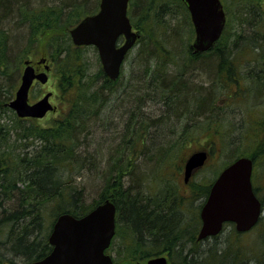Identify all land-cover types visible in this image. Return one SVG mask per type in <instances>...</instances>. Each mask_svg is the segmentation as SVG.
Segmentation results:
<instances>
[{"label":"trees","instance_id":"1","mask_svg":"<svg viewBox=\"0 0 264 264\" xmlns=\"http://www.w3.org/2000/svg\"><path fill=\"white\" fill-rule=\"evenodd\" d=\"M92 1L0 0V264H27L42 258L51 250L48 236L57 215L81 216L106 198L116 205L119 248L124 244L123 235L127 238L128 252L118 250L119 260H134L138 251L142 256L154 251L139 248L142 230L149 237L158 233L159 248L170 242L182 258L184 238L177 234L184 223L180 203L186 197L179 193L176 181L167 177L155 179L157 191L151 194L147 189V194L143 189L151 177L147 174L165 166L182 171L180 150L198 132L204 134L203 146L211 152L217 150L215 138L208 134L219 133L221 124L216 118V81L221 76L228 78L226 84L238 80L235 63L240 53L257 54L264 61V0H222L225 28L214 45L201 53L189 47L193 28L181 0H129L127 15L140 34L131 61L138 76L132 71L126 82L110 80L99 62L91 68L86 55L91 46H74L67 31L83 15L96 10L89 7ZM247 26L256 30L249 34ZM40 32L51 33L45 45L59 75L57 96L62 107L46 125L19 118L6 105L19 78V65ZM177 41L181 47L174 46ZM189 72L194 74L189 76ZM199 77L208 83L196 79ZM251 84L249 80L245 88ZM124 92L128 96L125 113L116 111L106 117L114 126V133L113 128L111 131L116 142L109 154L99 142L97 162L91 165L85 150L95 141L97 129L92 126L102 124L107 106L114 111L116 103L124 101ZM151 101L159 109L166 108V114L146 112L144 109L155 105ZM255 114L257 124L246 139L258 153L256 136L264 123V111ZM162 124H170L169 131L177 137L155 146L147 138H153ZM245 154L236 152L223 166ZM87 169L97 175V183L93 178L86 187H96L100 193L88 205L87 188L77 179ZM232 249L234 254L218 251L221 255H216L215 264H249V256Z\"/></svg>","mask_w":264,"mask_h":264},{"label":"water","instance_id":"2","mask_svg":"<svg viewBox=\"0 0 264 264\" xmlns=\"http://www.w3.org/2000/svg\"><path fill=\"white\" fill-rule=\"evenodd\" d=\"M194 28L190 47L194 52L208 49L220 36L225 23V12L220 0H182ZM128 0H100L98 10L83 16L70 30L75 44H93L97 48L102 70L108 78L116 79L127 51L138 34L132 30L127 16ZM119 35L124 41L117 44ZM20 83L14 97L7 103L18 116L42 117L52 109L50 92L34 103L28 102V90L34 78L45 82V72H34L25 60ZM47 68V66L45 67ZM207 157L205 150L192 152L184 164V180L201 166ZM252 160L241 156L225 166L212 183L201 210L202 228L198 237L216 233L224 221H233L237 230L253 226L260 214V201L255 196L251 180ZM114 204L105 200L80 217L59 214L52 225L48 241L50 252L28 264H113L104 250L114 234ZM165 257L148 260V264H163Z\"/></svg>","mask_w":264,"mask_h":264},{"label":"rangeland","instance_id":"3","mask_svg":"<svg viewBox=\"0 0 264 264\" xmlns=\"http://www.w3.org/2000/svg\"><path fill=\"white\" fill-rule=\"evenodd\" d=\"M98 0L92 1L89 5V7L95 6L97 7ZM247 30L249 34H252L256 28H249L247 26ZM246 30V31H247ZM51 33L49 32H40L37 35V40L32 43V46L28 49L26 52V58L31 59L32 61L38 60L40 57L45 56L46 63L50 64L51 66V57L49 54V49L45 45V40L47 36H50ZM264 38V37H263ZM193 39V35L191 37L190 42ZM189 42V43H190ZM140 44L136 43L134 47L129 50L127 53L123 65L121 68V73L119 74L118 79L121 81H127L129 77L132 75V71L134 72L135 76H138V70H133L131 66L132 58L134 57L135 53L137 52L138 46ZM174 46L181 47V42L177 41L174 43ZM26 49V50H27ZM243 52V51H242ZM86 55L88 59L90 60V66L91 68H94L98 64V55L97 51H94L93 47H90L86 51ZM257 59L254 60V59ZM237 63H235L238 67V72L236 71L237 81H232L229 84H226L224 82V79L229 82L228 78L226 76H223L224 78H221L216 81L217 82V102H219V107L217 109L216 118L219 120L220 127H219V133L214 134V131H210L208 134L210 137H214L216 140V143L218 145L217 150L211 152L207 147L203 146V135L199 134V132L193 136V139H191L190 143H187L184 145L180 150V156L179 159L180 165L183 166L185 158L194 150L196 149H203L201 147H205V149L208 150L209 156L204 165L200 168H198L192 175L191 179L189 180V185L185 186L183 183V169L181 171L177 170L176 167H162L159 168L156 173L153 174L149 173L147 176L149 177L147 180L150 181L149 185L147 183L144 185V190L147 194H149V191L151 194H154L157 191V180H160V178L167 177L168 179H171L172 181H176L178 191L179 193H183L185 189H191V196L195 195L199 198V202L201 201V195L204 194V191L206 192L207 187L209 186L210 182L217 176L219 170L223 166V164L231 159L230 157L234 155L236 152L244 151L246 152L245 155H248V157H252L255 159V163L253 166V184L256 186L258 193L260 194V197L264 196V123H262L261 128L257 131L256 138L260 142L259 146V152L257 153L254 150V143H251L246 139L247 135H250L253 130L252 127H255L257 122H254V118H256L257 112L264 111V61L261 62V58L259 55H253L249 53H240L237 56ZM264 59V57H263ZM256 66L260 71L257 70ZM55 65L53 64L51 68L47 71L48 74V81L45 84L35 83L30 91V100H36L40 97L41 94L45 93L46 91H51L52 95L50 97V101L54 106L56 107L54 111H49L44 117L39 119H33V121L37 124L46 125L50 117L55 116L61 112V104H60V97L58 95L57 91V85L59 82V75L54 71ZM24 68L23 61L19 65V78L17 80V84L20 80L21 72ZM253 68V71H251ZM41 69H43V65H41ZM191 74H194L193 72H189L187 75L192 76ZM198 80H203L206 83H208L209 80H207L205 77H199L196 78ZM249 80H251V86L248 88H245L246 84L249 83ZM256 81V82H255ZM255 82L256 85L253 83ZM205 83V85H206ZM16 88V87H15ZM251 88V89H250ZM15 90V89H14ZM142 95V94H140ZM144 96V95H142ZM152 97H155L156 95H151ZM128 96L126 92L123 93L122 99L124 101H121L119 103H116L115 110L113 111L109 109L107 106L106 110L104 111L103 116L105 115V119L101 120L102 124L94 123V126H92L94 129L96 128L97 131L95 133V141L92 143L89 147L86 148L85 151H87V154L89 155V164H96L97 157L99 154L97 153L98 150V144L99 142L103 146V150L106 154L111 153L109 150L112 148V144H114V140L116 138L112 137V128L114 133V126H111L108 123V120L106 117L107 114L113 115L118 112H123V109L126 106V100ZM156 100V99H154ZM149 101V100H148ZM153 104H155L152 108L144 109L146 112H148L150 115L153 116H159L160 114L164 115L166 114L167 109L158 108L159 105L155 103L154 101H151ZM110 104V103H109ZM110 106V105H109ZM119 107V109H118ZM156 108V109H155ZM155 109V110H154ZM154 110V112H152ZM166 110V111H165ZM117 112V113H118ZM125 115V114H124ZM260 114L258 113L256 121H259ZM125 116L123 117V119ZM101 119V117H100ZM111 120H115L114 117H111ZM223 126L221 127V125ZM99 125V126H98ZM169 126L172 127L170 124H165L159 126V129H155V135H153V138L149 137L151 143L156 146V144L161 143L162 141L166 140H173L177 136L176 133H171L169 131ZM99 127V128H97ZM119 127V126H118ZM106 128L108 130L104 131ZM153 131V129H152ZM152 133V132H151ZM217 135H221V137H217ZM254 136V135H252ZM248 142V143H247ZM115 145H113L114 147ZM109 151V152H108ZM253 151V152H252ZM261 152V153H260ZM260 154V155H259ZM142 163V162H141ZM155 174V175H154ZM129 176V175H128ZM172 176V177H171ZM97 175L90 170L87 169L86 171L83 170L81 178H77L79 182L83 185L88 184L91 179L94 178L97 183ZM155 179H157L155 181ZM92 190H89V187L86 189V195H85V203L86 205L91 204L95 198L98 197L99 189L98 188H91ZM149 191H146V190ZM198 198L192 201V208L194 206V202L198 201ZM184 205L180 203V209L183 210ZM188 206V204H187ZM194 209V208H193ZM241 241L238 244H235V247L238 249H241V252L246 258L249 256V259L251 260H263L264 261V209L262 212L261 218L258 220L257 224L251 228L249 231L241 233L240 235ZM233 238V237H232ZM220 244L212 245L211 242H208V249L210 250L207 255H201L198 254L194 257V260H196L198 263L196 264H215L217 260L216 255H221L220 253L225 252L226 254H230L233 250V245L229 242V238H220ZM228 241V242H227ZM232 241V240H231ZM116 242L118 244L119 240L118 237H116ZM199 244L196 243L192 244V249L195 251L199 250L198 248ZM221 248V249H220ZM175 249V248H174ZM220 249V253L216 250ZM123 250V248H120V251ZM113 253L114 249L112 250ZM123 252V251H121ZM117 254V252H116ZM130 254V253H129ZM162 254V253H161ZM181 256V255H180ZM115 257H117L115 255ZM234 257H236L234 255ZM118 258V257H117ZM178 259L177 257H174ZM119 259V258H118ZM136 261H130V260H122L121 264H135ZM142 263V262H141ZM253 264V261L250 263Z\"/></svg>","mask_w":264,"mask_h":264},{"label":"flooded vegetation","instance_id":"4","mask_svg":"<svg viewBox=\"0 0 264 264\" xmlns=\"http://www.w3.org/2000/svg\"><path fill=\"white\" fill-rule=\"evenodd\" d=\"M41 65H43V63H41V62H39V63L35 62L33 64L36 72H39L40 70H42ZM35 82L37 83L38 81L34 79L33 85ZM33 101L34 100H29V102H33ZM254 163H255V159L253 158V166H254ZM192 175H191V177H192ZM191 177L189 178V180L191 179ZM189 180L186 183H184L185 186L189 185ZM251 182L253 183V171H252V176H251ZM253 187H254V192H255L257 198L259 199V201L261 203V212H263L264 196L262 199V197H260V194L258 193V190L254 184H253ZM208 190H209V188H208ZM207 193L205 195L200 194L201 198H202L200 202H199L198 197H196L195 195L191 196L192 195L191 189H188V190L185 189V191L182 193L186 197V201L184 203H182L184 205L183 206L184 208H183V210L180 209V211L182 213L181 216L184 218V223H183V226H181V232H179L177 234L178 236H181L182 238H184V242H183L184 243V249L182 250V258L179 254L176 253L174 248L170 247V244H171L170 242H169V245H163L162 248L161 247L159 248L161 243L159 242L160 239L157 237L158 233H155L154 235H152L151 236L152 238H151V237L147 236V233L144 230H142L140 232V234L138 236V240H137V242L139 243L138 244L139 248H141L142 246H145V248L148 249L149 251L150 250H154V251L151 252V254H148L146 256H144V255L142 256L141 255L142 252L138 251L137 255H136L137 258L134 260L130 259V261H136L135 264H146L148 259H150L152 257H156L158 255H164L166 258L165 264H196L198 262L196 260H194V257L197 256L198 254L206 256L207 253L210 251L208 249V246H207L208 242H211L212 245L220 244V240L218 239V237H220V238L225 237L226 239L229 238V242L233 245V248L235 249V244H238L241 241V238L239 235L241 233H244V232L238 231L233 222H229V221L224 222L222 224L221 228L219 229V231L215 234L206 235L202 238L198 237L200 230L202 228V225H203V221L201 219V210H202L203 205L206 202ZM197 198H198V201L194 202V206H193L194 209H193L191 207L192 201H194ZM187 204H188V206H187ZM261 216H262V213H261L260 217ZM115 232H117L116 218H115ZM124 232H125V230H124ZM245 232H247V231H245ZM123 240H124V244H122V246H120V247L123 248L124 254H127L128 249H127V244H125L127 241V238L125 235H123ZM169 241L172 242V238ZM174 241H175V237L173 238V242ZM193 243H196L197 245L199 244V246H198L199 250L195 251L194 249H192ZM113 249H114L115 253H113V251H112ZM220 249L216 250V254ZM118 250H120V248L118 247V244L116 242V236L114 235L113 238L111 239L109 246L107 247V249L105 251L111 255L113 261L116 264H121L123 259H121L119 261L117 260ZM116 252H117V254H116ZM230 254H234V251H232ZM115 255L117 257H115ZM174 257H177L178 259H176ZM248 260H249V262H248L249 264L252 261H253V264H264L263 260H259V261L251 260V259H249V257H248Z\"/></svg>","mask_w":264,"mask_h":264}]
</instances>
